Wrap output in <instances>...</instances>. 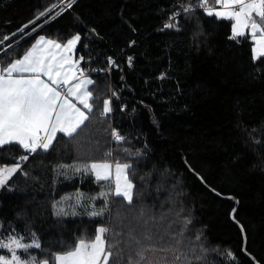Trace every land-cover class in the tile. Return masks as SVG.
I'll list each match as a JSON object with an SVG mask.
<instances>
[{
  "label": "trees",
  "instance_id": "1",
  "mask_svg": "<svg viewBox=\"0 0 264 264\" xmlns=\"http://www.w3.org/2000/svg\"><path fill=\"white\" fill-rule=\"evenodd\" d=\"M175 2L76 0L71 10L42 29L32 32L30 25L21 39L18 29L35 20L39 12L60 5L61 0H0V60L18 58L39 35L64 41L79 32L83 39L75 56L85 57L83 67L107 68L108 56L120 65L110 74L92 72L95 91L110 95V83L120 94L119 103L127 105L123 112L117 110L102 118L98 104L96 114L78 135L69 138L58 133L48 152L29 157L24 163L28 176L17 173L10 181L16 193L0 194V220L5 228L12 220L17 231H22L29 221L16 220V215L26 209L31 228L52 252L69 250L81 236L93 238L96 226L107 223L108 217L87 216L91 211L87 198L106 191L110 183L97 182L90 173L70 180L57 178L55 166L100 161L109 150H113L112 161L123 163L126 159L120 148L142 149L144 157H132L137 177L147 178V183L134 181L136 205H145L157 217L148 225L155 241L167 248L174 243L168 233L181 227L183 217L192 220L179 248L184 254L180 260L174 261L173 252L157 249L149 254L153 264H185L186 259L191 264H230L224 255L229 250L238 264H264V58L252 60L249 39H228L230 21L209 18L202 12L196 13L199 20L181 17L179 31L164 28ZM209 5L215 7V0H209ZM37 23L44 25V17ZM93 28L98 37L91 33ZM14 32L15 37L4 39ZM131 41L136 43L129 46ZM128 56L133 57L131 67ZM113 107L118 109L119 104L114 101ZM116 127L128 138L119 147L109 135L110 128ZM24 154L18 145L6 146L0 149V164L15 162L4 157ZM77 190L84 194L85 207L77 208L80 216L63 218L60 227L52 215L51 201L70 196L74 203ZM103 203V197L95 202L97 208ZM234 207L246 228V251L243 235L229 215ZM161 214L165 219H159ZM111 224L119 226L115 210ZM199 233L203 235L197 241ZM38 253L32 250V254Z\"/></svg>",
  "mask_w": 264,
  "mask_h": 264
},
{
  "label": "snow or ice",
  "instance_id": "2",
  "mask_svg": "<svg viewBox=\"0 0 264 264\" xmlns=\"http://www.w3.org/2000/svg\"><path fill=\"white\" fill-rule=\"evenodd\" d=\"M75 3L76 0H61L60 5H53L39 12L35 20H29L18 29L21 39L28 34L25 30L30 25L32 32H36L37 27L42 29L54 22L71 10ZM215 5L210 6L209 0H196L195 3L192 0H187L186 3L176 0L171 8L169 22L164 24V28H176L179 31L181 17L185 19L195 17L199 20L196 13L202 12L209 18L230 21L228 39L231 41L249 39L252 44V60L256 62L264 58V0H215ZM41 17H44V25L37 23ZM91 33L99 36L95 28L91 29ZM200 34L202 32L197 33ZM15 35V32L11 33V37L6 35L4 39L9 40ZM82 39L79 32L70 35L64 41L39 35L18 58L11 59L10 62L0 60V149L15 144L25 153L18 157H4L14 159L15 162L0 164V194L5 192L15 194L17 189L10 181L17 173L24 177L28 176V172L24 170V163L29 157L40 151L48 152L53 147L58 133L69 138L78 135L96 114L98 104V115L102 118L109 117L117 110L123 112L127 107L126 104L119 103L120 94L112 89L110 83L108 84L110 95H104L95 91L97 84L91 78L94 71L110 74L113 69L119 70L118 61L108 56L107 68L86 69L82 66L85 57L75 56ZM135 43L131 41L129 46ZM2 44L3 41H0V45ZM11 47L12 45H9L4 50L5 56ZM127 64L129 67L132 66V56L127 57ZM114 101L119 104L118 109L113 107ZM109 135L111 141L118 147L128 139L121 134L118 127L110 128ZM255 143L259 144L260 141L255 140ZM119 151L124 154L126 162H115L114 188L87 198L91 207V211L86 212L87 216L108 217L107 223L96 226L93 238L86 239L81 236L69 250L52 252L43 246L40 234L31 228V218L25 209L16 215V220L29 221L25 223L22 231H17L16 223L12 220L7 222L6 228L5 222L0 220V228L5 229L4 232H0V251L5 253L0 254V264H113L114 261L116 264H153L149 254L157 249L162 252H173L174 261H179L181 255H184L179 252V248L184 242L188 225L192 223L191 218L183 217L181 227L175 232L168 233L174 243L169 244L167 248L161 247L148 227L150 222L157 220V217L150 213L145 205L142 204L139 208L136 205L137 185L134 181L139 179L147 183V178L137 177L132 157L135 156L139 160L145 156V151L142 149L133 151L127 147L120 148ZM113 159V150H109L104 153L103 160L84 164H60L55 166L54 171L57 178L63 176L65 180L72 179L74 175L90 172L97 182L109 181L113 177V163L109 161ZM200 179L204 180L202 176ZM210 190L220 195L215 188ZM100 197H103L104 203L102 207L97 208L95 202ZM117 197L124 203L117 202L114 199ZM228 199L239 204V200L234 196H229ZM71 200L70 196H61L59 200L51 201L52 215L60 222V227H63V218L80 216L77 208L85 207L84 194L79 190L74 203L70 202ZM113 210L119 218V226L111 224ZM179 215L180 213H177V216ZM229 215L246 242V228L237 219V208H232ZM159 219H165L164 214H161ZM171 228L172 223L169 224V229ZM202 235L203 233L197 234L195 239L199 241ZM159 240L163 241L164 236H160ZM192 247L194 249L195 246ZM126 248L128 251L125 256ZM33 249L39 250V253L32 254ZM224 255L230 264H238V259L231 250ZM195 259L198 260L200 257ZM164 260L167 261V256ZM185 264H191V261L186 259ZM256 264H259V261H256Z\"/></svg>",
  "mask_w": 264,
  "mask_h": 264
},
{
  "label": "rangeland",
  "instance_id": "3",
  "mask_svg": "<svg viewBox=\"0 0 264 264\" xmlns=\"http://www.w3.org/2000/svg\"><path fill=\"white\" fill-rule=\"evenodd\" d=\"M110 163H113V177L111 178V180H109V181H105V182H109L110 183V187L108 186H106V188H105V190L107 191L109 188H114V165H115V162L114 161H112V160H110L109 161ZM90 173V172H89ZM91 174V173H90ZM93 175V174H92ZM3 254H5V253H3Z\"/></svg>",
  "mask_w": 264,
  "mask_h": 264
},
{
  "label": "water",
  "instance_id": "4",
  "mask_svg": "<svg viewBox=\"0 0 264 264\" xmlns=\"http://www.w3.org/2000/svg\"><path fill=\"white\" fill-rule=\"evenodd\" d=\"M244 247H245V241H244L243 249H244Z\"/></svg>",
  "mask_w": 264,
  "mask_h": 264
}]
</instances>
